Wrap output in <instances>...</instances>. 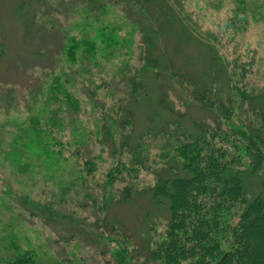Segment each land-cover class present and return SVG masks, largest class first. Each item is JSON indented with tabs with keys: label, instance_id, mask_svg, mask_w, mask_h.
I'll list each match as a JSON object with an SVG mask.
<instances>
[{
	"label": "trees",
	"instance_id": "obj_1",
	"mask_svg": "<svg viewBox=\"0 0 264 264\" xmlns=\"http://www.w3.org/2000/svg\"><path fill=\"white\" fill-rule=\"evenodd\" d=\"M85 1L98 4V0ZM125 1L129 7L140 8L142 16L134 23L141 27L146 51L140 66L124 80L125 96L98 116L100 145L108 154L109 166L99 169L93 155L79 154L77 149L69 153L75 158L70 172L53 179L46 171V180L56 188L44 197H34L30 186L15 189L11 184L3 195L46 225L62 227L65 241L77 237L85 245L98 247L103 258L108 252L103 264H264V85L247 89L235 85L215 47L189 20L180 0ZM247 3L236 0L235 9L242 16ZM169 26L183 38L209 46L210 65L199 81L184 68L178 71L162 52ZM47 28L33 29L32 37L44 38ZM61 46L62 51L72 52L67 44ZM45 50L46 45L38 57ZM4 51L6 42L0 41V58ZM10 61L20 68L22 59L14 56ZM146 75L159 81L160 93L148 113L146 131H136L128 102L149 98ZM174 79L187 80L190 88V101L183 110L168 97L166 87ZM57 89L53 88V96ZM63 97L68 100L67 91L63 90ZM195 106L205 113L203 117L186 114V108ZM37 127L34 124L36 137L29 143L52 164L61 152L43 145ZM156 140H161L158 146L151 144ZM23 144L28 142L10 138L1 152L16 163L29 157L15 155V146ZM150 161L161 162L152 171L156 179L138 188L129 177ZM26 171L33 173H21ZM139 196L148 201L136 212L138 226L133 229L114 215V208L139 204ZM88 209L94 218L90 223L81 214ZM3 215L0 210V264H42L33 247L18 242L16 224L6 222ZM52 264L91 263L72 253Z\"/></svg>",
	"mask_w": 264,
	"mask_h": 264
},
{
	"label": "rangeland",
	"instance_id": "obj_2",
	"mask_svg": "<svg viewBox=\"0 0 264 264\" xmlns=\"http://www.w3.org/2000/svg\"><path fill=\"white\" fill-rule=\"evenodd\" d=\"M248 2L244 7L246 15L242 16L240 9H235L236 0H180L189 13V20L207 36L199 35L215 47L217 58L231 73L232 81L246 89L264 85V0ZM97 3L0 0V41L6 42V51L0 58V210L6 222L16 224L18 242L33 247L37 256H41L42 264H52L72 253L91 264H103V259L109 257L106 252L103 258L98 254V247L85 245L77 237L65 241L61 237L65 234L62 227L46 225L3 195L5 186L11 184L15 189L30 186L34 197H44L56 188L51 180H46V171L53 179H58L61 172H70L75 158L69 153L77 149L79 154L93 155L99 169L109 166L108 154L100 145L98 116L101 117L102 110L111 111L118 99L125 96L124 80L140 66L146 48L141 45V27L134 23L142 16L138 6L129 7L125 0H98ZM42 26L48 27L47 36L32 37L33 29ZM163 41L162 52L172 59L178 71L186 69L196 79L202 78V72L210 65L209 46L190 37L183 38L174 26L165 29ZM62 44L63 48L67 44L72 52L62 51ZM45 45L48 50L38 57ZM14 56L22 59L20 68L12 65L10 59ZM144 80L149 98L128 102L136 131L147 128L148 113L160 93L157 79L146 75ZM54 87L58 88L56 96H53ZM63 90L67 91L68 100L64 99ZM166 90L175 108L183 110L189 103L187 80L174 79ZM186 114L201 118L205 113L195 106L186 108ZM189 117L184 119L186 126ZM34 124L42 134L43 145L61 152L52 164L29 143V139L36 137ZM14 137L15 141L28 142L23 147L15 146V155L29 154L16 163L1 152ZM156 141L151 144L158 146L161 140ZM160 164V161L146 162L129 179L138 188L151 185L156 179L152 171ZM25 170L32 171V175L27 171L21 173ZM97 177L101 176L97 174ZM147 201L139 196V204L116 205L114 215L127 227L136 229L134 216ZM81 214L87 216V223L94 220L90 209Z\"/></svg>",
	"mask_w": 264,
	"mask_h": 264
}]
</instances>
